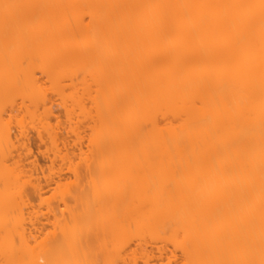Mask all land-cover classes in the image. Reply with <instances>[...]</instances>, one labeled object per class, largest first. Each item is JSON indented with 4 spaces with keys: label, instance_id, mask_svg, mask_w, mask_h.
<instances>
[{
    "label": "bare ground",
    "instance_id": "bare-ground-1",
    "mask_svg": "<svg viewBox=\"0 0 264 264\" xmlns=\"http://www.w3.org/2000/svg\"><path fill=\"white\" fill-rule=\"evenodd\" d=\"M166 247L264 264V0H0V264Z\"/></svg>",
    "mask_w": 264,
    "mask_h": 264
},
{
    "label": "rangeland",
    "instance_id": "rangeland-1",
    "mask_svg": "<svg viewBox=\"0 0 264 264\" xmlns=\"http://www.w3.org/2000/svg\"><path fill=\"white\" fill-rule=\"evenodd\" d=\"M58 108L57 107L54 108L55 109V111H54L55 115L60 114V112L58 111V110H60V107H58ZM52 121L51 122L54 123V121H55L54 118ZM12 132L14 133L15 131L12 129ZM26 137L28 138V140L26 139V144L29 145V148L32 152L31 154L34 156V159L36 160L37 164L42 169L46 170L45 174H49V177H50L49 183L50 184L47 187L48 191L46 192V195H50L52 193V191H53L52 188L55 186L54 181H56V180H59L63 186L73 187L75 180H74V176H73L72 172L67 167L59 165L61 162L58 164L57 159L55 160V163L54 164L52 163V165H51V162H50V160L52 158V156L50 158L51 152L50 153L43 152V150L45 151V148L43 146L44 144L42 142H40L39 139L36 137L34 130L29 129ZM47 154L48 155L50 154V155L48 156ZM32 155H30V157H32ZM48 157L50 160L48 159ZM32 159H33V157H32ZM48 167H49V171H47ZM84 177L81 178L80 183L83 187H86V180L87 179H86V177L85 178ZM26 188H27L26 190H28L29 187H26ZM47 188H45V189H47ZM26 193L29 196L31 195L30 198H32L34 203L37 202L36 197H34L35 195H33V193L30 194V190H28ZM66 198H67V201L69 202V198L68 197H66ZM55 203H56V200H52V202H51L52 211H58V208L56 209ZM39 221L40 222H46L45 216L44 215L39 216ZM135 242L131 240L129 242L130 244L127 243L130 246L126 244L125 248L123 247L124 250L122 249V255L123 254L124 255L130 254V252H128L129 249L132 252L134 250V248H137V247H134ZM150 242H152V241H150ZM150 242L147 241L146 244L142 245V247L144 246L143 247L144 250L145 249L148 250L147 252H151L152 248H154V245H153L154 243L153 242L150 243ZM132 247H134V248H132ZM168 248L171 249V246H168ZM168 248L167 247L164 248V249H166V251L163 250L162 255H160V257L162 256L161 258L159 257L158 254H156L158 252H156V253L154 252L153 256H150L149 258H144V259L142 257H139L138 254H136V256L138 257V258L135 257L136 259H132V257H127V258L122 257L121 259H119V261L118 260H117V262L114 261L111 264H184L183 261L180 259L178 252H176L175 256L170 257L169 256L170 255L169 250H167ZM154 250H155V248L153 249V251ZM123 252H126V253H123ZM154 254H156V255H154ZM94 263L95 264H108V263H105L101 260H99V261L96 260L95 262H93V264Z\"/></svg>",
    "mask_w": 264,
    "mask_h": 264
}]
</instances>
